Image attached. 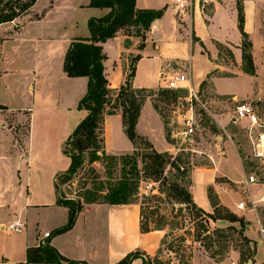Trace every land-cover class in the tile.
I'll list each match as a JSON object with an SVG mask.
<instances>
[{"label":"crops","instance_id":"0c3cea01","mask_svg":"<svg viewBox=\"0 0 264 264\" xmlns=\"http://www.w3.org/2000/svg\"><path fill=\"white\" fill-rule=\"evenodd\" d=\"M189 1L191 6L187 14H184L176 7V0H136L137 10L162 11L163 15L146 32L143 47H140L136 36L126 30L120 31L114 39L103 44L107 56L105 74L110 89L118 91L121 88L130 72L132 59L136 57L139 60L132 80L134 89L166 87V82L161 79L163 75L183 73L189 76L192 86L200 92V84L220 69L217 63L220 47L230 49L236 62H242L243 33L255 45L257 23L264 12V0H242L243 31L239 22L240 0ZM90 2L36 0L16 20L0 25V106L6 108L0 110V133L5 137L4 146L10 136L14 137L13 143L16 141L15 134L18 131L15 126H10L11 119L15 120L16 125L30 123L28 152L21 150L13 152L11 156L17 167H21L26 160L30 162L29 154L34 153L35 133L37 140H47L49 134L53 133L50 140L57 139L65 144L88 115L87 111L78 109L88 90V78H69L63 70V64L74 41L90 38L89 20L103 18L110 12L109 9L92 8ZM16 22L20 25L18 29L14 28ZM139 76L149 83L138 84ZM211 80V91L230 95L229 92H234V88L230 85L227 89L223 83L236 84L239 78L224 75L211 76ZM210 115L214 120L213 141L207 142L206 151L203 150L208 165L195 167L192 173L191 193L194 202L206 213L213 214L214 208L208 196V190L212 189L220 206L244 217L248 222L247 235L257 243L256 264H262L264 156H247L248 160L259 165L257 171L249 162L245 164L240 156L235 140L238 130L240 132L246 127L254 130L247 119H237L233 113L228 112L216 111ZM165 127L160 114L147 101L141 109L136 126L138 135L146 138L158 152H172L175 145L167 140ZM257 134L263 136L264 132ZM175 136L171 135L174 141ZM258 136L254 140L252 133L251 138L255 144L259 141ZM104 138L105 150L109 155L121 156L135 151L133 143L124 132L121 112L105 118ZM250 176H254L256 182H249ZM25 185L20 182L16 188L20 196L25 192ZM25 201L23 205L13 203L11 219L7 222L10 224L19 220L26 224L24 231L17 234L22 236L19 245L23 257L10 261L2 255L0 264H28L27 250L43 245L49 239L45 238V233L49 232L42 235L36 227L39 211L48 209V206L44 203L31 205L28 197ZM241 202L245 203L242 210L238 208ZM52 207L65 209L68 220V209L58 206L57 198ZM140 212L137 204L84 205L74 228L52 237L51 245L65 258L87 264H116L136 250L146 252L153 259L166 231L141 234ZM32 220L35 221L33 225ZM223 223V220H219L213 224L222 227ZM64 225L53 226L52 234ZM4 226L7 224H0V231ZM62 245L65 249H62ZM142 262L137 259L133 264Z\"/></svg>","mask_w":264,"mask_h":264},{"label":"rangeland","instance_id":"374dc122","mask_svg":"<svg viewBox=\"0 0 264 264\" xmlns=\"http://www.w3.org/2000/svg\"><path fill=\"white\" fill-rule=\"evenodd\" d=\"M27 2H29V0H11V8L15 7L19 9ZM181 14L180 17H182ZM16 24L18 23L16 22ZM126 32H129V34L132 35L134 34V29H128ZM136 39L141 47L144 43L142 38L136 36ZM248 43H251L252 45L249 48L246 46ZM245 46V50L252 53L254 65L252 73H246V67L243 64V60L238 64L230 49L227 47L219 48L220 57L217 63L219 64L220 69L214 71L211 76L221 77L224 75H232L238 77L239 80H237L236 84L223 83V87L227 89H229L230 85L234 88L235 91L229 92L231 93L230 95L223 92L218 93L211 91L213 88L211 76L200 84L199 97L204 107H201L199 104L195 107L199 119L200 114H202L204 122L203 128L205 129L201 128L200 133L198 132V135L195 136L194 142H190L188 139L184 141L180 137L175 139L176 141L173 143L175 149H172V152L168 153L175 157H181L184 166L189 169V172L186 178H176L175 171L168 167L166 169V175L171 182L177 181L178 183L187 186L191 183L192 186V173L195 167L208 165V159L203 150L207 148V142L213 141L214 125H212V122L214 120L210 113L218 111L221 113H233L235 115L234 112L236 106L244 103L251 104L255 108V111L260 118V126L254 127V130H250L249 127H246L240 132L238 130L239 134L235 140L243 162L245 164L249 162L253 169H256L257 171L259 165H256L254 163L255 161L248 160L247 156L253 154L256 156L255 143L251 138L252 133L254 140H257V133L264 132V12L258 18L255 45L250 38H248L245 41ZM137 83L147 84L149 82L143 80V78L139 76ZM160 88L168 90L166 87ZM169 91H171L172 94H175L176 98H174L172 94H170L169 97L155 95L147 98L145 101V103L147 101L151 102L154 108H157V112L160 114L166 125V137L169 133L171 135H177L183 130V127L177 122V115H175L174 111L179 102H183L185 106L187 105L184 100V97L186 96L185 91ZM10 122L14 123V125L10 123V126H15L18 131L17 134H15L16 141L13 143L14 137L10 136V138H6L8 142L7 145L4 146L5 137L0 133V224H7V226L3 227V232L0 231V257L4 255L5 260L11 261L13 259L19 260L23 257V252H21V246L19 245L22 236L8 231L9 224L7 222L11 219V211L14 202L23 205L26 203V197H28V202H30L31 205H40V203H44L48 206V209L39 211V216L36 219L38 223L36 227L42 235H44V232L52 233L51 231H53L52 229L55 225L66 224V210L52 206L57 198L55 180L58 175L69 169L71 161L63 152V142H60L57 139L50 140L53 133L49 134V139L47 140H37V133H35L36 138L33 144L34 153L33 155L32 153L31 155L29 154L31 158L30 162L28 163V160H26L21 167H17V165L12 162L13 159L11 156L13 155V152L21 150L26 153L28 152L30 123L23 122L22 124L16 125L14 119H11ZM19 143L21 144L20 146H18ZM139 147L141 148L139 150L141 154L150 152V150H147L146 146L142 143ZM181 147L184 148L181 151H178ZM195 151H198L199 153L196 154ZM142 160V157H140L139 170L141 172V180L139 201L141 203L144 201V198L154 196L150 204H145L146 208H149L147 209L148 211H158L155 215L149 218L151 222H157L161 215L167 217V222L165 223L167 224L165 229L166 234L160 244L158 253L153 259L159 258L165 264H252L250 263L252 262L251 260L247 263L242 262L241 252L248 255L250 251L253 253L254 249H256L255 252L257 253V243L249 238L246 231L243 235L250 239L252 243L248 244L241 240L238 235L239 232H241V226L238 222L230 223L224 221V225L218 227L213 224V221L209 220L211 231L215 232L216 230L219 231L223 229L224 232L219 235L225 236V238L218 241V239L221 238L215 234L212 237V240L215 242L210 250L206 249L205 246L201 245L199 242H196L195 234L198 232L202 224V218L197 217L194 214V211L186 210L185 206L168 199L166 194L162 192V188H166L168 185L164 186L163 180L154 182V180L148 178L147 173L144 172V164L142 163ZM257 164L259 163L257 162ZM93 167L96 170V175L89 171L90 167H87L85 170L81 171L74 180L67 182L64 185H60L61 192L67 197L77 198V195L81 193L83 187L87 186L90 188L92 186V181L93 179H96V177L103 182H107L111 180L116 181L121 176V162L115 168L113 177L107 173L105 166L101 163H95ZM20 182L26 184L24 186L25 192L21 193L23 199L19 194V190L16 189ZM85 183H87V185ZM151 183H155L156 187L153 188V193L151 195H145L143 189H145L146 184ZM191 186H189L190 191ZM180 208H183L182 211H180ZM223 215H225V213ZM235 215L238 218H244L237 214ZM34 222L35 221L32 220L31 225H33ZM102 225L101 222V228ZM229 226H233L235 231H228L227 228ZM78 233H80V229ZM53 235L54 234H52V236ZM61 247L62 249H65L63 245ZM213 253H216L215 258H211ZM256 253L253 260H255ZM145 254L147 255L146 252Z\"/></svg>","mask_w":264,"mask_h":264},{"label":"trees","instance_id":"16d2710c","mask_svg":"<svg viewBox=\"0 0 264 264\" xmlns=\"http://www.w3.org/2000/svg\"><path fill=\"white\" fill-rule=\"evenodd\" d=\"M36 0H29L21 8H11V0H0V25L12 22L19 16L27 12ZM243 1L238 3L240 29L243 31ZM90 7L109 9L110 12L103 18H92L88 26L91 33L90 38L74 41L68 49L63 70L69 78H88V90L84 98L80 101L78 109L88 112L86 118L76 127L70 137L64 144L63 152L69 157L71 164L69 169L58 175L55 180V189L57 194V205L68 209V220L66 224L57 230L54 235L50 233L47 242L35 248L27 250L26 262L28 264H87L82 261H75L65 258L55 247L51 245L52 237L67 233L72 230L76 224L79 214L84 205L90 204H108V205H130L140 206V233L148 234L153 231L165 230L167 227V217L161 215L157 222H151L149 218L158 211H148L145 204H150L154 196L144 198L140 203V180L141 172L139 170V158L142 157L144 172L148 178L159 182L163 180V191L166 197L175 203L185 206L186 210L194 211L197 217L202 218V224L195 234V241L204 245L210 250L214 245L212 237L217 234L219 240L225 236L219 235L222 230L211 231L209 220L214 223L223 220L230 223L238 222L241 226L239 237L248 244L252 243L250 239L244 236L247 230L248 222L244 218H238L229 209L220 206L218 199L214 196L212 189L208 190V196L214 208L213 214H208L200 209L194 202L193 195L189 189L190 185H183L177 181L171 182L167 178L166 169L169 167L175 171L176 178H186L189 169L184 166L181 157L173 156L165 152H157L153 145L144 137L138 135L136 126L140 117L141 109L147 98L159 95L169 97L171 91L165 88L158 89H134L132 80L135 76L136 62L139 57L132 59L130 72L125 83L118 91L109 88V81L105 74V61L107 56L104 53L103 44L110 39H114L122 30L134 29V36L141 37L143 42L146 40L145 33L148 32L155 20L160 19L162 11L137 10L136 0H91ZM11 8V9H9ZM244 35L243 42V64L246 67V73H252L254 69L253 57L250 51L245 50L246 46L251 47V43L246 44L248 36ZM128 42H126L127 44ZM143 47V45L141 46ZM248 68V69H247ZM176 98L175 94H172ZM0 106V110H5ZM155 109H157L155 107ZM121 112L123 118L124 132L135 147L133 154L124 156L109 155L105 150L104 123L107 116L116 115ZM170 143H174L171 134L167 136ZM144 144L150 152L141 154L140 144ZM121 162V176L119 179L103 182L98 177L93 179L92 186L82 188L77 198H71L64 195L60 190V185L71 182L77 175L90 167V172L96 175L93 167L95 163H101L105 166L107 173L113 177L115 168ZM87 185V183H85ZM182 211L183 208H180ZM148 211V212H147ZM225 213V215H223ZM228 231H235L233 226L227 228ZM52 236V237H51ZM255 244V243H254ZM255 250L247 255L241 252L243 263L253 260ZM216 253L211 255L215 258ZM137 259H141L142 264H165L159 258L152 259L141 250L128 253L122 260L116 264H133Z\"/></svg>","mask_w":264,"mask_h":264},{"label":"built area","instance_id":"2783aa9c","mask_svg":"<svg viewBox=\"0 0 264 264\" xmlns=\"http://www.w3.org/2000/svg\"><path fill=\"white\" fill-rule=\"evenodd\" d=\"M176 7L184 14H187L186 11L190 8L191 3L189 0H176ZM14 23V22H13ZM19 24H14V28L18 29ZM162 80L166 82V88L168 90H184L186 91V96L184 100L187 103V107L183 102H179L174 111L175 115H177V122L183 127V130L178 133L175 138L179 137L186 141L187 139L190 142H194V138L200 133L201 128L204 127L203 117L200 114V119L197 116L196 105H201L204 107L199 95L200 92L197 91L191 84V80L187 74L177 73L175 75L170 76H162ZM202 117V118H201ZM235 117L237 119H247L250 123L251 128L256 126H260V118L255 111V108L248 103L239 104L235 108ZM205 129V128H203ZM258 143L255 144V155L257 157L264 156V135H259ZM184 147H181L179 151H181ZM249 182H256V178L254 176L249 177ZM156 187L155 183L146 184L144 193L145 195H151L153 193V188ZM264 201V199H262ZM254 205V203H253ZM239 209L245 208V203L241 202L238 205ZM25 223L17 220L9 224L8 231L16 234H21L25 229ZM50 233H45V238H49Z\"/></svg>","mask_w":264,"mask_h":264},{"label":"water","instance_id":"95a60500","mask_svg":"<svg viewBox=\"0 0 264 264\" xmlns=\"http://www.w3.org/2000/svg\"><path fill=\"white\" fill-rule=\"evenodd\" d=\"M250 263H252V262H250Z\"/></svg>","mask_w":264,"mask_h":264}]
</instances>
